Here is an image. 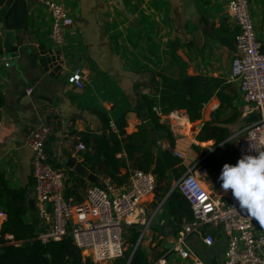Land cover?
<instances>
[{"label": "crops", "instance_id": "obj_1", "mask_svg": "<svg viewBox=\"0 0 264 264\" xmlns=\"http://www.w3.org/2000/svg\"><path fill=\"white\" fill-rule=\"evenodd\" d=\"M27 1L28 30L24 38L16 36L17 51L8 50L0 37V176L8 189L26 198L23 219L34 223L35 237L44 223L37 211L35 214L29 207V200L33 199L32 151L25 142V134L40 124L46 107L54 108L61 120L62 126L47 138L45 150L49 162L64 169L66 188L72 181L64 167L70 156L62 149L63 136L73 134L83 143L82 133H100L105 118L115 123L122 116L129 134L140 125L149 129V140H155L154 153L168 147L180 152L184 172L194 167L209 190L224 199L231 196V190L222 191L220 184L215 185L208 177L207 169L198 166L210 154L235 164L238 154L228 139L244 126L240 120L256 111L242 99L239 82L230 78L237 26L227 16V0H53L61 3L74 19L61 47L64 61L49 38L48 9L33 0ZM248 3L257 37L263 40L264 0ZM74 68L83 72L81 88L66 79ZM160 73L178 78L201 76L214 83L213 95L203 104L196 121L191 122L183 109L162 113L159 106L153 107L172 141L163 136L164 132L157 133L147 121L146 98L158 97ZM28 88L31 91L26 93ZM172 114L180 119H169ZM210 121L225 133L224 141L215 144L213 138L196 139L203 125ZM83 152L74 159L81 162ZM175 181L171 180V189ZM89 184L87 181L86 188ZM6 197L0 185V212L4 215L0 229L7 218ZM165 200L143 233L145 239L140 238L138 226L128 231L127 240L134 232L139 233L138 246L147 264H157L161 258L165 264H190L194 258L200 264H223L227 239L216 226H204L201 235H188L185 244L192 257L180 256L174 245L177 232L186 221L174 223L167 214ZM159 201L155 193L148 198L149 214ZM254 231L264 235V226L255 221ZM205 233L214 238L211 246L202 240ZM4 239L10 244L21 243L10 234H4Z\"/></svg>", "mask_w": 264, "mask_h": 264}, {"label": "built area", "instance_id": "obj_2", "mask_svg": "<svg viewBox=\"0 0 264 264\" xmlns=\"http://www.w3.org/2000/svg\"><path fill=\"white\" fill-rule=\"evenodd\" d=\"M33 1L48 9L51 16L49 38L59 52V58L64 61L61 47L66 41L67 29L74 24L73 17L59 2ZM226 12L237 26L230 78L239 82L244 102L258 111L257 119L238 129L228 139L240 159L242 155L264 151V28L263 40H260L248 0H227ZM66 79L75 87L83 86L84 77L80 68L68 72ZM30 91L31 88H28L26 93ZM168 118L179 120L180 116L172 114ZM61 126L54 108L46 107L40 124L25 134V142L32 151L34 206L44 223L35 239L46 243L69 237L81 254L94 264H110L124 255L128 231L132 227H140L141 238L160 211L163 198L151 214L146 209V201L155 193L156 177L150 171L129 168L126 182L117 183L108 175L99 174L100 184H89L80 201L66 197L65 171L49 162L45 150L47 138ZM109 128L117 131L112 120L109 121ZM61 146L65 154L72 158L86 149L73 134L64 135ZM168 149L182 158L180 152ZM174 189L187 200L192 212V219L182 223L177 232L174 249L181 257H192L185 238L193 233L201 235L202 228L210 225L218 227L227 239L223 264H264V235L255 233L256 220L239 211L232 195L224 199L209 190L196 175L194 167L188 168L172 184ZM2 216L0 212V218ZM202 240L207 246L214 243L209 233H205ZM157 264H165V259H159ZM190 264L200 263L194 258Z\"/></svg>", "mask_w": 264, "mask_h": 264}, {"label": "trees", "instance_id": "obj_3", "mask_svg": "<svg viewBox=\"0 0 264 264\" xmlns=\"http://www.w3.org/2000/svg\"><path fill=\"white\" fill-rule=\"evenodd\" d=\"M158 76L160 78L157 85L158 97L146 98L147 121L157 133L164 132L163 136L172 141L169 130L159 121V115L153 107L159 106L162 113L183 109L191 122L196 121L200 118L203 104L213 95L214 83L211 79L201 76L185 75L178 78L161 73ZM115 125L117 131L109 129V119L105 118L100 133L81 134V140L86 146L81 156L82 165L95 175H108L117 183H124L127 180V171L122 173V169L151 171L157 183L155 196L161 200L169 191L171 180H178L185 170L181 159L169 149H159L154 153L152 145L155 140H149V129L145 125H140L138 130L131 134L125 131V119L122 116L115 120ZM201 132L205 134L201 135ZM211 138L218 144L225 140L226 135L210 121L203 125L196 139L203 141ZM225 163L210 154L200 161L198 166L207 169L208 177L212 178L215 185H219L218 177ZM66 171L72 185L66 188L65 195L80 201L82 195L78 192L86 188L87 181L70 170ZM0 185L7 195L4 202L7 218L0 229V264H94L90 259L81 256L79 249L69 237L46 243L36 240L34 223H26L23 219L26 198L21 193L8 189L1 176ZM164 206L174 223L179 224L192 219L187 200L175 189L166 197ZM4 234L12 235L14 240H20L21 243L18 245L7 243ZM138 235V232L132 234L129 249L111 264H127L128 261V264H147L139 246L130 258Z\"/></svg>", "mask_w": 264, "mask_h": 264}, {"label": "clouds", "instance_id": "obj_4", "mask_svg": "<svg viewBox=\"0 0 264 264\" xmlns=\"http://www.w3.org/2000/svg\"><path fill=\"white\" fill-rule=\"evenodd\" d=\"M218 179L222 191L231 190L239 211L264 226V151L225 163Z\"/></svg>", "mask_w": 264, "mask_h": 264}, {"label": "water", "instance_id": "obj_5", "mask_svg": "<svg viewBox=\"0 0 264 264\" xmlns=\"http://www.w3.org/2000/svg\"><path fill=\"white\" fill-rule=\"evenodd\" d=\"M28 1L27 0H0V37L4 40L5 47L9 46L8 50L12 52L17 51V45L15 44L16 36L25 37L28 30ZM258 118V111L256 110L253 114L246 115L240 120V125H246L251 121ZM64 167L77 176L84 178L91 184H100V179L97 175L88 171L80 161L72 157H68L64 162ZM172 191L171 187L163 200ZM29 207L33 213L36 214L34 206V200H29ZM139 241V239H138ZM138 241L135 244L130 258L138 246ZM129 258V260H130ZM129 261L127 262V264Z\"/></svg>", "mask_w": 264, "mask_h": 264}, {"label": "rangeland", "instance_id": "obj_6", "mask_svg": "<svg viewBox=\"0 0 264 264\" xmlns=\"http://www.w3.org/2000/svg\"><path fill=\"white\" fill-rule=\"evenodd\" d=\"M187 128H188V127H187ZM187 131H188V130H187ZM84 192H85V189H84V190H81V191H80V194L84 195ZM157 218H158V216H157ZM157 218H156V219H157ZM152 223H153V222H152ZM140 235H141V234H140ZM143 236H144V235H143ZM143 236L141 237V239H143V238L145 239V238H146L145 236H144V237H143ZM129 247H130V242H129V239H128V241H127V249H129Z\"/></svg>", "mask_w": 264, "mask_h": 264}]
</instances>
